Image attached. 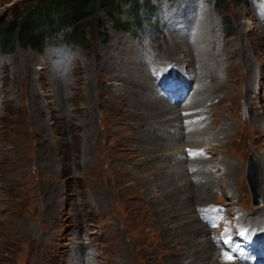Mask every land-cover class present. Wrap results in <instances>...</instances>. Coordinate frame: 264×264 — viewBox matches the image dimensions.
I'll return each instance as SVG.
<instances>
[{
  "label": "rangeland",
  "instance_id": "rangeland-1",
  "mask_svg": "<svg viewBox=\"0 0 264 264\" xmlns=\"http://www.w3.org/2000/svg\"><path fill=\"white\" fill-rule=\"evenodd\" d=\"M35 2L0 0V20L13 19ZM150 2L155 14L141 12L139 22L134 14L144 0L120 1L109 16L104 9H98V29L85 31L86 39L81 45H70L62 34L56 33L45 41L42 50L13 42L4 51L0 48V158L5 150L10 151L13 142H19L26 174H15L21 182L19 187H13L11 198L1 194L8 206L21 214H12L10 210L0 214V264H209L213 257L208 242L199 237L201 225L195 218L209 216L204 206L221 207L223 217H227L222 229H210L209 235H205L215 236L216 252H222L218 249L222 233L228 235L236 230L239 217L252 240L258 236L257 231L264 229V174L254 160L264 156V0H229L223 8L214 0ZM60 15L57 14L58 28L66 25L60 21L65 17ZM226 22L231 25L228 32L223 27ZM173 38L185 48L183 53L177 51L170 57L166 47ZM190 42L196 45L189 47ZM202 45L213 51V64L218 65L211 79L201 74L202 64L197 55L206 50ZM242 55L249 57L250 66L241 59ZM165 60L179 64L164 68L170 62ZM119 61L127 65L124 76L132 73L135 63L139 75L149 68L152 75L161 79L175 74L184 87V78L190 77L200 88L192 106L201 121L195 126L206 135L200 143L209 145L210 153L198 152V157L207 162L205 170L210 179L203 178L199 184L192 183V176L187 181L181 176L180 183L186 187L189 184V193L176 195L164 188L159 193V206L147 195L152 187H141V182L153 176L146 177V172L138 170L140 176L133 179L128 174L132 171L130 164L124 158L118 159L127 151H108L110 159L106 158L101 166L102 182L96 160L94 166L87 167L90 143L83 138L87 128H80V121L92 119L91 128L99 131L105 125L103 116L111 111L105 91L122 88L120 82L110 85L106 71L109 73L110 67ZM157 67L160 69L154 73ZM194 82L188 85L185 100L191 97ZM210 85L211 89H205ZM153 87L156 97L170 104L159 93L155 80ZM133 90L137 97L150 101L139 87ZM178 93L174 89L175 97ZM125 99L127 102L130 97ZM172 106L179 108L182 104ZM134 121L131 129L127 121L116 126L121 132L106 139L108 150L113 151L123 137L127 141L133 139L139 131L144 132L145 124H152L150 120ZM222 129L224 135L219 142L207 139ZM106 131L113 134L109 128ZM147 135L153 137L152 133ZM165 138L168 140L163 141H172L168 135ZM48 144L50 155L43 150L48 149ZM173 156L159 162L179 169L189 161L186 157L175 162ZM222 160L230 161L239 173L236 178H223ZM117 164L122 165L126 175L117 173ZM5 170L2 163V171ZM47 176H51L50 184ZM249 178L256 183L257 204ZM170 209L175 210L167 215ZM201 241V246L208 248L205 253L198 249Z\"/></svg>",
  "mask_w": 264,
  "mask_h": 264
},
{
  "label": "bare ground",
  "instance_id": "bare-ground-1",
  "mask_svg": "<svg viewBox=\"0 0 264 264\" xmlns=\"http://www.w3.org/2000/svg\"><path fill=\"white\" fill-rule=\"evenodd\" d=\"M212 26L214 27V25H212ZM198 34H199V32H198ZM193 37H194V35H193ZM181 38L182 37H180V39ZM199 42L200 41H198V43ZM167 45H169L166 47L167 48V55H169L170 57L175 56V53H177V51H178V53H183L182 49L185 48V45L182 42H179V40L175 39V38H173L171 40V43L167 44ZM195 45H196L195 42L188 43L189 47H194ZM202 46L204 47V45H202ZM209 47H210V45H209ZM204 48L206 50L202 49V51H200L198 53V55L196 53V55H197V57H199V59H198L199 64H202V67H200L201 68V74H203V75L205 74V78L207 75L208 78L211 79L212 77L214 78V76H213L214 72H215L214 70L218 71L217 69H215L216 67H218V65L213 64V57H212L213 54L211 55V52H213V51L209 52V49H208V47L206 48V46ZM239 54H240V52H239ZM178 55L181 56L180 54H177V56ZM241 59L244 62H246L247 64H249V66H250V59L248 56L242 55ZM177 60H179V58H177ZM239 60H240V58H239ZM167 61H170V60H165V62H167ZM174 62L170 61L167 64H164L165 65L164 68L171 66V63H174ZM234 63H236V62H234ZM174 64L178 65L179 63H174ZM218 64H219V62H218ZM126 68H127L126 63H124V62L120 63V61H119L117 64H113L110 67L109 73H108V70L106 71V77L105 78L110 83V85L113 86L115 82H120L121 87H122L121 89L115 90V91H110V89L109 90L106 89V91H105L108 94V98L111 102L110 106L108 105L110 110H111L110 113H107L106 115L103 116L104 120H106V123H105L106 126L102 124L103 128L101 127L102 129H100V131L98 129L93 130L91 128L92 123H93L92 119H90L87 122H86V119H84V120L82 119L80 121V128H84V127L87 128V131L84 133L83 138L88 143H90L89 148H88V153H87V167H89V169H90L91 166H94L95 165L94 162L96 160L97 166L100 165L99 177H100V181L102 182L103 177H104V174H103L104 170L101 167L103 165L102 162L106 158L110 159V157H109L110 152L112 154H117V153L127 151V153L130 154L128 157L126 156L127 155V153H126L125 155H123L124 157L123 156L118 157V159L121 160V158H124V161H126L128 164H130V166L132 167V171L129 172L128 174H131L133 179H137V177L140 176V174L137 173L138 170L144 171V173L146 172L145 173L146 177L153 176L149 180L147 179L143 183L141 182V184H142L141 187L142 188L144 187L147 189L148 188L150 189L152 187L150 190L148 189L149 192L147 193V195L149 196V198L150 197L154 198V204H158V206H159V204L162 202V196L159 193L161 191H163L164 188L169 189V193L175 192L176 195H180L181 192L189 193L190 186L188 184V187H186V184H184L182 182L180 183L181 176L185 177L186 181L190 178V176H192L193 181L192 180H190V181H192V183H199V184H202L201 182L204 181L203 178H207L205 180L210 179L209 178L210 175L208 174V171L205 170V166L207 165V162H205L204 159L198 157L201 152H203V153L209 152L207 150L209 145H206V144L203 145L204 143L203 144L200 143L201 139L204 138L206 135H204L202 132H200L199 128L195 126V125L201 124V121L197 117L195 110H193V106H192V101L194 100V98L196 96L195 93L200 91L199 90L200 88H197V86L195 84L196 82L191 80L190 77L187 79H186V77L185 78L183 77L184 80L186 81L184 84L187 87V88L185 87L186 91H187V89H189L188 85L191 82H194V86L192 88V93L190 95L191 97L188 100H185L184 94L179 95V97L177 98V101L175 102V105L176 104L177 105L182 104V106L179 108H176V107L172 106V104H166L163 98L159 99L156 97L155 89L153 87L155 75H152L150 73L149 68H147L144 71H141L140 75H139V72L136 73L138 70L137 65L135 63H132V73L128 74L127 76H124L122 74ZM159 69H160V67H157L156 69H153V72L155 73L156 71H159ZM134 70H135V72H134ZM174 70H175V72H178V68H174ZM135 73L138 76H136ZM250 85H252V84H250ZM137 87H139V89L143 90V92L145 94L149 95V97H150L149 102H147L145 100V98H141L140 96L137 97V92L135 90H133L134 88L137 89ZM126 88H128V89H126ZM205 89H211V85ZM47 96H48V94H47ZM127 97H130V100H128L126 102L125 98H127ZM67 101L69 102L70 98H67ZM116 102H118V104H119L118 106L115 104ZM50 107H52V106H50ZM88 109H90V108H88ZM70 114L71 113L69 112V115ZM114 115H116L115 119H114ZM110 118H112L111 125H110V127H108V123H109ZM132 120L133 121L135 120L134 122H136V120H139V122H143V120H147V121L150 120L152 122V124H147V125L145 124L143 126V127H145V129L143 130L144 132L140 133V131H139V133L137 135L133 136L134 137L133 139L127 138V139H129L127 141L123 137L121 140L118 141V145L114 146L113 151L108 150L106 148L107 146L105 145L106 139H109V138L114 137L116 135H118V136L120 135L121 129L116 127V126L118 124H121L123 122L125 123L127 121L128 122V125H127L128 129L134 128ZM69 122L70 121H68L67 124ZM256 122H258L260 124L261 120L257 119ZM135 125H136V123H135ZM112 126H114V127H112ZM225 126H226V124H225ZM222 127H224V126H222ZM107 128L111 129L113 131V134L107 133V131H106ZM52 129H54V128H52ZM148 132L152 133L153 137L147 135ZM179 132H181V133L182 132H188V133L184 136L182 134H178ZM153 133H155V135ZM167 135H168V137L171 138L172 141H167V142L163 141V140H168L165 138ZM223 135H224V132L222 129V130H219L217 132V134H214L213 137L208 136L207 139L208 140L216 139L218 141V140H221L220 138L223 137ZM129 136H131L130 133H129ZM182 136H183V138H182ZM38 138H40V137H38ZM91 138H92V140H90ZM119 138H121V137H119ZM160 140H162V141H160ZM134 145H135V147L133 148L132 146H134ZM186 147L188 148L187 151L185 150ZM43 150H45L46 154H48V155H50L51 151H52L49 144H48V149L44 148ZM108 151H110V152H108ZM167 151H171V152L175 151V153L170 154V155L162 154V153L167 152ZM198 152H200V153H198ZM93 153H94V157L91 158V155ZM188 153H196V156L191 160L189 159V161L185 165H183L181 168L179 167V169L168 167L167 165H163L162 163L159 162V160L161 161L164 158L165 159L167 158V160H168V158L172 155H174L173 156L174 158H171L173 161L182 162L184 160V158L187 157ZM23 156H24V152L21 149L20 143L19 142H13V146L10 149V151L6 152V150H5L2 153V157L0 158V173L2 172V174H0V214L4 213L5 211L7 213L8 210H10L12 212V214H21V213H18L17 209L12 208L11 206H8L9 204L7 202V199L4 196H2L1 194H6L7 197L11 198L12 194H14V192H12L13 187H19L20 186L21 181H19L18 178L16 177V175H17L16 173L18 171V172H22L24 175H26L24 173L25 172V170H24L25 164H24V161H22ZM207 156H209V155H207ZM115 158H117V157H115ZM209 159H211V157H209ZM254 160H255V163L258 164V167H259L261 173L264 174V156L259 155L258 158L254 159ZM155 161H157V162H155ZM2 163H5V167H6L5 171H2ZM220 164H222V166L225 168L223 170V171H225V175L223 173V178L234 179L238 176L239 173L237 174L235 172V170L232 168V164L230 163L229 160H227V161L222 160V162ZM50 166H51V164H49V167ZM115 170H117V173H121L123 175L127 174L126 172H124L122 170L121 164H117L115 167ZM134 171H135V173H133ZM220 175H222V174H220ZM47 177L49 179L48 183L50 184L51 179L49 177H51V176H47ZM184 182H185V180H184ZM248 183L250 185L249 180H248ZM180 185H181V187H180ZM123 192H127V191H123ZM181 195H182V193H181ZM32 196H33V194H32ZM9 207H11V208H9ZM205 207L206 206H204L203 208L207 209L206 213L209 216L203 217V216L199 215V217H195V218L197 221H199L198 223L201 225V235L199 237L208 242V244H209L208 248H210V251H211L210 253L213 257V258H211L209 264H239V263H237L238 261H234L232 259H231V261L227 260L226 259L227 254L222 253V252H218V251L216 252V250H217L216 245L217 244L215 245V236L214 235H213V238H211V237L205 238V235L206 234L209 235V233L211 232L210 229H218L219 230V228H221L222 225L225 223V218H227L226 216L223 217V214H224L223 208L217 207L216 209H213V208H205ZM174 210L175 209L168 210L166 212L167 215L172 214ZM201 213L204 214L203 212H201ZM166 217L167 216H165L164 218H166ZM161 218L162 217H160L159 219H161ZM162 220L163 219H161L160 221L162 222ZM166 221H169V219H167ZM243 221H244L243 218H241V217L237 218V224L238 225H241L243 223ZM227 223H229V222L227 221ZM257 232H258V236L253 239V241H255L257 243V245H256L257 248L256 249L254 247L251 248V251L253 254L251 256L249 255L247 257V260H251L252 258H255L258 253H256V254H254V253L257 252L258 249L263 251V258H264V229H261L260 231H257ZM212 233H213V231H212ZM166 235H169V233H167ZM203 242L204 241H201L198 243V249L201 253H203V252L205 253L208 249L204 244L201 246V244ZM220 244H221V242H220Z\"/></svg>",
  "mask_w": 264,
  "mask_h": 264
},
{
  "label": "trees",
  "instance_id": "trees-1",
  "mask_svg": "<svg viewBox=\"0 0 264 264\" xmlns=\"http://www.w3.org/2000/svg\"><path fill=\"white\" fill-rule=\"evenodd\" d=\"M120 1L128 0H37L34 6L23 8L13 19L0 20V48L4 51L6 45L18 43L42 50L45 41L62 34L64 41L70 45H81L86 39L85 31L98 29L95 14L102 8L109 16L112 10L118 8ZM229 0H214L222 8ZM67 10V13L63 9ZM136 11V9H135ZM134 14L136 21H140V13L155 14V8L150 0H144ZM60 13L61 22L65 26L57 27V14ZM230 23L223 24L226 32L230 31ZM71 29H67V28ZM92 35V34H91Z\"/></svg>",
  "mask_w": 264,
  "mask_h": 264
},
{
  "label": "water",
  "instance_id": "water-1",
  "mask_svg": "<svg viewBox=\"0 0 264 264\" xmlns=\"http://www.w3.org/2000/svg\"><path fill=\"white\" fill-rule=\"evenodd\" d=\"M249 182H250L251 190L253 192L254 203L257 204L258 202L256 200L257 193H256V183H255V180L253 181L252 178H249Z\"/></svg>",
  "mask_w": 264,
  "mask_h": 264
},
{
  "label": "snow or ice",
  "instance_id": "snow-or-ice-1",
  "mask_svg": "<svg viewBox=\"0 0 264 264\" xmlns=\"http://www.w3.org/2000/svg\"><path fill=\"white\" fill-rule=\"evenodd\" d=\"M226 259L229 260V261H231L232 257L230 255H226Z\"/></svg>",
  "mask_w": 264,
  "mask_h": 264
}]
</instances>
